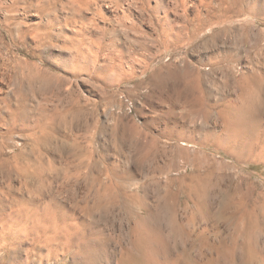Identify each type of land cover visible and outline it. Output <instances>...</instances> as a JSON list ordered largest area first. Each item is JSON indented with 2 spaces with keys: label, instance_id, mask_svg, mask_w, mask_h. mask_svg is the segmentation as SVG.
I'll use <instances>...</instances> for the list:
<instances>
[{
  "label": "bare ground",
  "instance_id": "obj_1",
  "mask_svg": "<svg viewBox=\"0 0 264 264\" xmlns=\"http://www.w3.org/2000/svg\"><path fill=\"white\" fill-rule=\"evenodd\" d=\"M9 1L58 47L63 74L0 54V225L55 264H264V193L239 171L205 198L235 168L227 157L264 165V0ZM84 72L145 85L166 107L159 131L181 141L146 134L142 180L86 144ZM177 107L198 139L170 126ZM198 215L224 219L232 240L203 251Z\"/></svg>",
  "mask_w": 264,
  "mask_h": 264
},
{
  "label": "rangeland",
  "instance_id": "obj_2",
  "mask_svg": "<svg viewBox=\"0 0 264 264\" xmlns=\"http://www.w3.org/2000/svg\"><path fill=\"white\" fill-rule=\"evenodd\" d=\"M0 1V54L14 60L28 59L50 70L53 69L51 71L54 73L63 74L59 67L53 65L58 59L54 58L58 57V47L55 45L46 46L45 43L39 41L36 35L38 32L36 30V22L29 16L27 7L20 3L21 5L19 4L13 10L9 6V0ZM56 43L60 44L61 40L58 39ZM41 46L42 48H40ZM190 59H193V57L190 56ZM2 67L3 61L0 59V70H2ZM85 72L82 74L84 76V84L82 83L78 87L86 101V144L94 151V156L99 166L110 167L115 163L122 170H129L128 172L131 173L129 178L131 180H142V174L146 172L151 162L150 160L147 161L146 158H139L141 144L145 141L146 134L160 137L162 142L172 145L181 141L176 136L177 132L170 133L169 138H166L159 131V129L164 127V125L158 123L160 119H163L159 115L160 110L166 107L156 97L150 96L151 92L146 89L145 85L136 86L127 82H120L119 84L112 82L105 85L101 81L94 85L91 83L92 81L88 74H86L87 72ZM142 76L144 77V75L139 74L137 77L141 79ZM70 85V89H74V83L72 82ZM0 96L1 101L2 94ZM174 113L176 116L174 115L173 122L170 120V126L176 128L179 132L178 134L184 139L190 136L198 139L200 137L198 127L185 118L179 107L174 110ZM175 121L178 122L177 125L174 123ZM140 130L142 131L141 134H139ZM188 143L182 145L187 146L189 145ZM191 144L193 145L194 143ZM227 160L235 168L228 170L224 175L225 177H213L208 182V194L205 198L213 201L212 199H215L214 194L231 181L233 174L239 171V177L254 183L256 196L259 193H264V165L262 163L249 159L237 162L228 157ZM173 175L181 176L186 181H189L184 171L176 172ZM145 180L147 181L148 179ZM178 213L184 214L182 206L179 207ZM163 217L164 215L160 219ZM220 219L219 217L197 216L194 224L195 230L198 232L203 229L206 234L204 241L199 240L197 243L202 246L203 251H206L207 247L217 244L219 238L229 242V239L231 241L235 235L234 231L231 233L232 229H228L226 221ZM163 221V225H166V217L163 218ZM33 245L29 236H25L14 228L0 225V264H55L42 257L40 250L32 249ZM67 259L68 257H64L58 264H66Z\"/></svg>",
  "mask_w": 264,
  "mask_h": 264
}]
</instances>
